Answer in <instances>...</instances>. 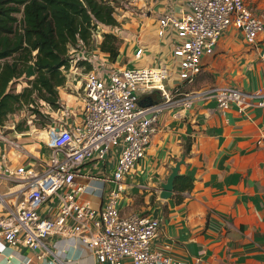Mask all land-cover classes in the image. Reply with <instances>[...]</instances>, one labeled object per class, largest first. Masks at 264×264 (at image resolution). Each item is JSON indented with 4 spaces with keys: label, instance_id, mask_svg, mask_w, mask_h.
Instances as JSON below:
<instances>
[{
    "label": "crops",
    "instance_id": "crops-1",
    "mask_svg": "<svg viewBox=\"0 0 264 264\" xmlns=\"http://www.w3.org/2000/svg\"><path fill=\"white\" fill-rule=\"evenodd\" d=\"M141 1L143 13L132 14L125 22L124 35H118L124 39L120 54L110 66L124 69L167 65L171 71L167 87L178 89L183 85L174 71L173 47L178 38L175 33L161 38L157 28L162 12L173 4L178 12L183 4L178 0H164L159 5ZM253 8L264 17L260 6ZM257 45L249 46L243 33L231 26L219 39L214 54L203 60V68L214 75L215 82L197 91L216 85L235 86L247 92L264 90V32ZM140 48L143 53L137 56ZM12 60L14 57L8 59ZM28 64V73L12 80L7 90L20 93L29 86L36 71L32 60ZM75 69L82 76L87 71L86 65ZM69 70L72 67L62 69L66 81L58 87L61 107L54 108L44 100H38L35 106L46 116L44 125L33 111L27 124L21 123L20 111L31 109L33 104H24L5 121L3 128L10 131L2 132L0 139V194L7 206L15 207L28 193L19 180L9 175L7 167L42 171L53 151L49 128L81 120L85 100L82 80L68 77ZM180 91L184 93L181 88ZM17 124H22V129H17ZM156 125L146 156L126 179L121 213L158 218L160 234L152 248L186 263L264 264V108L247 106L240 111L232 105L223 111L213 98H198L189 107L181 105L165 111ZM187 143L191 149L186 156ZM183 157L180 174L192 176V190L183 193L182 202L176 201L175 191L171 198H161V184ZM117 158L114 152L111 158H92L83 165L77 177V182L85 186L81 202H90L97 209L103 207ZM58 206V201L50 199L41 213L53 216ZM7 210L0 206L1 214H7ZM45 241L46 248L33 250L0 239V264H100L78 237L54 234Z\"/></svg>",
    "mask_w": 264,
    "mask_h": 264
},
{
    "label": "built area",
    "instance_id": "built-area-1",
    "mask_svg": "<svg viewBox=\"0 0 264 264\" xmlns=\"http://www.w3.org/2000/svg\"><path fill=\"white\" fill-rule=\"evenodd\" d=\"M163 1L151 0L154 5ZM178 1L183 4L178 12L173 4L160 14L157 35L162 38L176 34L174 71L182 82L199 74L204 58L214 54L219 39L231 26L243 33L249 46H258V38L264 32V17L254 11L248 0ZM142 53L140 48L137 56ZM261 58L264 59V52ZM79 60L74 63L76 67L81 66ZM99 64L94 63L83 74L85 100L81 120L58 126L59 131L55 130L57 126L49 128V146L53 151L45 168L38 171L33 167H7L9 175L19 180L28 193L15 207L7 206L0 194V206L8 207L7 214L0 213V239L14 246L42 250L51 235L75 236L100 264H189L152 248L160 234L158 218L121 214L126 179L146 156L157 131L156 124L165 111L181 105L189 107L198 98H213L223 111L232 105L240 111L247 106L264 108V90L247 92L235 86L216 85L181 93L167 87L171 72L167 65L116 69ZM154 91L160 92L162 100L141 106L140 94ZM114 152L118 153L117 163L108 179L113 185L103 207L97 209L90 202H81L85 186L77 182V177L81 176L83 165L92 158H111ZM50 199L58 201V212L43 215L41 209ZM44 254L45 251L41 256Z\"/></svg>",
    "mask_w": 264,
    "mask_h": 264
},
{
    "label": "trees",
    "instance_id": "trees-1",
    "mask_svg": "<svg viewBox=\"0 0 264 264\" xmlns=\"http://www.w3.org/2000/svg\"><path fill=\"white\" fill-rule=\"evenodd\" d=\"M116 5L110 0H0V127L9 115L24 104H33L32 111L44 125L46 116L35 106L44 100L59 108L58 87L66 81L62 69H69L72 55L89 45L93 31L99 26L113 28L120 24L115 15ZM104 31V30H103ZM100 51L116 62L120 54V39L105 31ZM35 52V53H34ZM14 60L8 61L9 58ZM34 62L36 76L20 93L7 90L10 82L28 73L29 61ZM90 70L93 65L81 60L79 65ZM215 82L213 74L204 68L193 80L179 86L184 93L197 91ZM181 92V91H180ZM22 124H17V129ZM191 145H185L189 154ZM193 188V178L179 174L175 179V198L182 202L184 192ZM122 214V213H121ZM125 215L124 213L122 214Z\"/></svg>",
    "mask_w": 264,
    "mask_h": 264
},
{
    "label": "rangeland",
    "instance_id": "rangeland-1",
    "mask_svg": "<svg viewBox=\"0 0 264 264\" xmlns=\"http://www.w3.org/2000/svg\"><path fill=\"white\" fill-rule=\"evenodd\" d=\"M113 4L116 5V9H115V15L118 18L120 24L118 26H116L115 28H102L98 25V27L96 28V30H94L93 32V36L91 39V42L89 45L83 46L80 48V50L76 53H74V59L75 60L73 63L77 62L79 59H83V60H87L88 63L90 64H94L93 62H95V64H99L100 66L104 65L105 63L107 64V66H110V64L108 62L111 63V60L109 58L108 55H103V53L100 51V43L103 39V33L105 31L107 32H113L115 33L117 36L118 35H124L126 29H125V22L127 21V19L129 17L132 16V14H140L142 15L143 11H142V7H141V0H110ZM249 2L252 3L253 7H258L260 6V8L264 11V0H248ZM133 3H136V5H134ZM250 3V4H251ZM161 4V2L156 3V5ZM254 11L256 12V9L253 8ZM261 10V11H262ZM104 30V31H103ZM120 39V48L121 45L124 42V39L120 38V36L118 37ZM106 56H108L106 58ZM87 58V59H85ZM81 60H79L80 62ZM108 61V62H107ZM72 63V65H73ZM103 63V64H102ZM79 64V63H78ZM76 65V64H75ZM75 65L71 66L72 70H69L68 72V77H76L79 80H83V76L82 74L76 72L75 70ZM87 65V64H85ZM107 69H109L107 67ZM75 71V72H74ZM32 109L30 108H25L23 109L22 112V116H20V120L21 123L23 125L27 124V120L29 119L28 117L32 114ZM21 114V113H20ZM0 131L1 132H8L10 131V129L7 127L5 128H1L0 127Z\"/></svg>",
    "mask_w": 264,
    "mask_h": 264
},
{
    "label": "water",
    "instance_id": "water-1",
    "mask_svg": "<svg viewBox=\"0 0 264 264\" xmlns=\"http://www.w3.org/2000/svg\"><path fill=\"white\" fill-rule=\"evenodd\" d=\"M158 92V91H157ZM162 100L160 92L158 93H151V94H145L139 99V104L141 106H149L156 104ZM56 131L60 130V127L55 128ZM185 163V158L183 157L181 160H179L176 165L172 168V172L169 175L166 182H163L161 184V190H160V197L163 199H169L173 196L175 191V179L180 174L181 165Z\"/></svg>",
    "mask_w": 264,
    "mask_h": 264
}]
</instances>
